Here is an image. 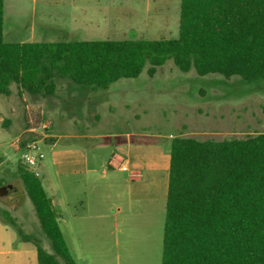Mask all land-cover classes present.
<instances>
[{"label": "rangeland", "instance_id": "rangeland-1", "mask_svg": "<svg viewBox=\"0 0 264 264\" xmlns=\"http://www.w3.org/2000/svg\"><path fill=\"white\" fill-rule=\"evenodd\" d=\"M180 4L181 0H5L4 40L173 39L179 34ZM79 25L72 36V28ZM148 68L106 88L55 77L53 96L20 94L16 84L10 96L0 95V188L15 186L8 195L0 194V209L25 234L38 237L50 253L54 250L20 173L21 167L31 172L22 162V139L40 141L45 154L38 168L43 184L45 173L54 174L53 149L82 146L90 154L107 157L111 144L128 136L170 151L177 136L224 140L264 132V80L199 75L195 69L183 72L173 60L157 67L153 76ZM28 127L38 133H23ZM46 135L54 138L55 147L45 142ZM88 193L93 200L92 188ZM111 202L118 205L107 219L105 238L86 239L83 249L68 238L74 259L79 264H162L166 201L130 202L126 194Z\"/></svg>", "mask_w": 264, "mask_h": 264}, {"label": "trees", "instance_id": "trees-1", "mask_svg": "<svg viewBox=\"0 0 264 264\" xmlns=\"http://www.w3.org/2000/svg\"><path fill=\"white\" fill-rule=\"evenodd\" d=\"M0 0V95L53 96L55 77L108 87L173 60L199 75L264 80V0H181L173 39L6 42ZM21 140L20 146H25ZM54 253L0 209L2 221L37 247L39 264H78L39 177L20 169ZM162 264H264V132L242 139L177 136L170 147Z\"/></svg>", "mask_w": 264, "mask_h": 264}, {"label": "crops", "instance_id": "crops-1", "mask_svg": "<svg viewBox=\"0 0 264 264\" xmlns=\"http://www.w3.org/2000/svg\"><path fill=\"white\" fill-rule=\"evenodd\" d=\"M80 27H73L70 34L73 36V31H79ZM26 109L29 111L28 106ZM23 133L35 135L38 131L35 127H28ZM45 142L53 147L57 144L50 135H46ZM110 148L107 157L90 154L82 146L53 149L54 174L45 173L43 186L70 251L73 249L68 238L83 249L88 244L86 239L107 236V219L118 205L111 200L119 201L126 194L130 202L167 200L170 166L167 158L170 151L156 143H140L129 136L111 144ZM19 149L22 151L21 146ZM158 149L160 156L157 155ZM121 150L124 151L122 154ZM122 166L127 170H122ZM80 176L82 178L77 179ZM89 188H92L93 200L87 198ZM0 264H39L36 245L22 240L16 229L1 218Z\"/></svg>", "mask_w": 264, "mask_h": 264}, {"label": "built area", "instance_id": "built-area-1", "mask_svg": "<svg viewBox=\"0 0 264 264\" xmlns=\"http://www.w3.org/2000/svg\"><path fill=\"white\" fill-rule=\"evenodd\" d=\"M39 144V140H29L25 143V146L22 148L23 165L27 166L31 173H33L37 177L41 176V173L39 172L38 168L40 163L45 158V154ZM122 170H127V167L122 166Z\"/></svg>", "mask_w": 264, "mask_h": 264}, {"label": "water", "instance_id": "water-1", "mask_svg": "<svg viewBox=\"0 0 264 264\" xmlns=\"http://www.w3.org/2000/svg\"><path fill=\"white\" fill-rule=\"evenodd\" d=\"M14 190H15V186L13 184H5L0 188V194L6 196Z\"/></svg>", "mask_w": 264, "mask_h": 264}]
</instances>
